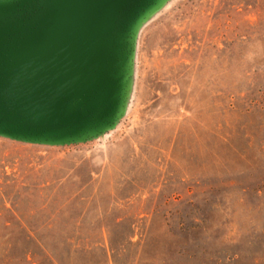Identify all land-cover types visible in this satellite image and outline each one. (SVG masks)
I'll list each match as a JSON object with an SVG mask.
<instances>
[{
  "label": "rangeland",
  "instance_id": "rangeland-1",
  "mask_svg": "<svg viewBox=\"0 0 264 264\" xmlns=\"http://www.w3.org/2000/svg\"><path fill=\"white\" fill-rule=\"evenodd\" d=\"M0 235L41 244L21 264H264V0H154L113 113L0 132Z\"/></svg>",
  "mask_w": 264,
  "mask_h": 264
},
{
  "label": "water",
  "instance_id": "water-1",
  "mask_svg": "<svg viewBox=\"0 0 264 264\" xmlns=\"http://www.w3.org/2000/svg\"><path fill=\"white\" fill-rule=\"evenodd\" d=\"M153 1L0 0V132L64 139L113 113Z\"/></svg>",
  "mask_w": 264,
  "mask_h": 264
},
{
  "label": "trees",
  "instance_id": "trees-1",
  "mask_svg": "<svg viewBox=\"0 0 264 264\" xmlns=\"http://www.w3.org/2000/svg\"><path fill=\"white\" fill-rule=\"evenodd\" d=\"M29 236V234H27ZM2 236L0 235V247L3 246V253H0V264H21L22 260L25 261L28 253H31L30 246L36 247L41 246L40 243L32 241L31 238H26L22 241V245L19 246L16 242L2 241Z\"/></svg>",
  "mask_w": 264,
  "mask_h": 264
}]
</instances>
